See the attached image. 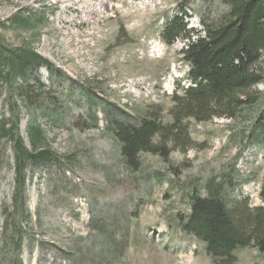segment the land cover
<instances>
[{
	"label": "rangeland",
	"instance_id": "rangeland-1",
	"mask_svg": "<svg viewBox=\"0 0 264 264\" xmlns=\"http://www.w3.org/2000/svg\"><path fill=\"white\" fill-rule=\"evenodd\" d=\"M226 12L222 0H0V40L10 50L30 47L51 66L27 73L44 88L36 110L0 83V264L214 263L180 225L190 194L217 189L226 203L262 206L264 53L251 106L228 119L183 120L181 132L163 136L162 156L140 154L136 170L124 163L110 122L137 125L149 115L172 124V97L190 83L181 55L188 41L163 42L165 25L181 19L202 34ZM14 16L30 28L11 26ZM15 121L27 147L35 124L53 154L26 165L23 216L13 134L4 132ZM234 256L235 264H264L255 248Z\"/></svg>",
	"mask_w": 264,
	"mask_h": 264
},
{
	"label": "trees",
	"instance_id": "trees-1",
	"mask_svg": "<svg viewBox=\"0 0 264 264\" xmlns=\"http://www.w3.org/2000/svg\"><path fill=\"white\" fill-rule=\"evenodd\" d=\"M222 4L227 14L211 26L203 25L202 34L186 30L184 25H179L181 19L165 25L163 42L169 44L179 38L188 41L181 55L189 68L187 81L190 83L181 89L180 96L172 97L173 107L169 112L172 124L164 125L155 118L149 120V115L137 125L110 122L114 126L112 136L119 143L127 167L138 169L140 154L162 156L163 136L173 135L177 129L181 132L183 120L204 122L223 116L228 119L253 104L251 97L254 96L248 93L262 82L256 63L264 53V0H222ZM9 22L23 30L30 28L23 16H14ZM169 33L171 36L167 37ZM191 37H195L192 42ZM21 48L10 50L0 40V83L13 91L17 89L21 104L36 110L41 107L44 88L36 80L30 82L32 79L27 73L41 67L51 69V66L30 47ZM17 125L15 121L4 132H7L5 136L8 132L13 134L10 141L15 163V206L23 216L25 202L21 192L26 181V165L39 160L44 163L53 154L45 146L44 133L38 126L30 125L27 147L16 135ZM155 139L157 143L153 142ZM262 184L258 195L262 206L258 208L249 207L246 198L226 203L219 198L217 189L209 191L205 198L189 195L190 212L186 222L180 225L181 230L206 246L205 252L213 264H235L234 253L240 249L255 248L264 253V181Z\"/></svg>",
	"mask_w": 264,
	"mask_h": 264
}]
</instances>
